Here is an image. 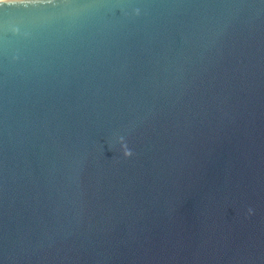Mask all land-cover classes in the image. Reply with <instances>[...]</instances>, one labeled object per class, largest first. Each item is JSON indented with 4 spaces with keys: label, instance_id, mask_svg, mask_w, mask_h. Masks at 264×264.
Returning <instances> with one entry per match:
<instances>
[{
    "label": "water",
    "instance_id": "1",
    "mask_svg": "<svg viewBox=\"0 0 264 264\" xmlns=\"http://www.w3.org/2000/svg\"><path fill=\"white\" fill-rule=\"evenodd\" d=\"M0 264H264V0H2Z\"/></svg>",
    "mask_w": 264,
    "mask_h": 264
},
{
    "label": "clouds",
    "instance_id": "2",
    "mask_svg": "<svg viewBox=\"0 0 264 264\" xmlns=\"http://www.w3.org/2000/svg\"><path fill=\"white\" fill-rule=\"evenodd\" d=\"M253 211H254L253 208L249 207L247 209V214L251 215L253 213Z\"/></svg>",
    "mask_w": 264,
    "mask_h": 264
},
{
    "label": "snow or ice",
    "instance_id": "3",
    "mask_svg": "<svg viewBox=\"0 0 264 264\" xmlns=\"http://www.w3.org/2000/svg\"><path fill=\"white\" fill-rule=\"evenodd\" d=\"M0 2H2V0H0Z\"/></svg>",
    "mask_w": 264,
    "mask_h": 264
}]
</instances>
